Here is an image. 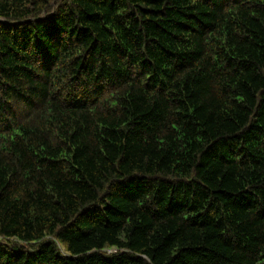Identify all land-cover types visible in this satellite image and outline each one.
<instances>
[{
	"label": "trees",
	"instance_id": "16d2710c",
	"mask_svg": "<svg viewBox=\"0 0 264 264\" xmlns=\"http://www.w3.org/2000/svg\"><path fill=\"white\" fill-rule=\"evenodd\" d=\"M0 264H264V0H0Z\"/></svg>",
	"mask_w": 264,
	"mask_h": 264
}]
</instances>
